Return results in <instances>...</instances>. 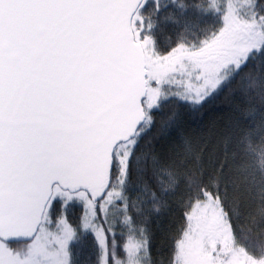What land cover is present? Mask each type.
I'll list each match as a JSON object with an SVG mask.
<instances>
[{
    "label": "snow or ice",
    "instance_id": "6c2138e0",
    "mask_svg": "<svg viewBox=\"0 0 264 264\" xmlns=\"http://www.w3.org/2000/svg\"><path fill=\"white\" fill-rule=\"evenodd\" d=\"M161 13L185 18L175 46ZM237 158L264 221V0H0V264H264ZM173 206L165 262L145 211Z\"/></svg>",
    "mask_w": 264,
    "mask_h": 264
},
{
    "label": "trees",
    "instance_id": "16d2710c",
    "mask_svg": "<svg viewBox=\"0 0 264 264\" xmlns=\"http://www.w3.org/2000/svg\"><path fill=\"white\" fill-rule=\"evenodd\" d=\"M168 11H173V9L170 8ZM164 15V13H161L156 18V28L154 29L158 44L162 48L166 47L164 42L166 36L171 38L173 46H175L178 34L184 32L183 25L185 19L178 17L179 22L177 23L172 20H165ZM186 18L197 23L201 28L211 25L214 21V15L209 13L197 15L196 13L189 12ZM226 111L227 107L221 104L219 108L214 109L210 114H223ZM222 155V147L218 145L214 139L208 141L207 147L203 153V166L208 170H215L221 163ZM239 162V158L235 161L229 160L224 168L225 178L231 181L239 190L237 199L243 208V212L239 216V219L234 220V225L244 231L249 229L258 230L260 227L264 226V221H261L259 216L256 215V209L260 206V201L259 198L253 194L255 190L252 189L250 183L251 178L246 173L237 169L236 165L239 164ZM138 195H140V200L137 201V204L147 209L149 206L141 202L146 201L148 197L143 194ZM133 199H136V194L133 195ZM145 215L148 216V227L151 229L153 236L152 255L154 258H161L166 262L171 251L172 242L170 235L174 233L176 228L174 206L172 211L162 208L159 215L151 214L147 211H145ZM140 219L141 217H137L138 222ZM89 254L90 249L87 247L79 248V246H77L73 249V259L76 261V264H89Z\"/></svg>",
    "mask_w": 264,
    "mask_h": 264
}]
</instances>
